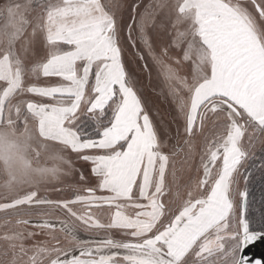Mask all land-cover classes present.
I'll use <instances>...</instances> for the list:
<instances>
[{"label":"snow or ice","instance_id":"snow-or-ice-1","mask_svg":"<svg viewBox=\"0 0 264 264\" xmlns=\"http://www.w3.org/2000/svg\"><path fill=\"white\" fill-rule=\"evenodd\" d=\"M257 242L264 0H0V264H253Z\"/></svg>","mask_w":264,"mask_h":264},{"label":"water","instance_id":"water-1","mask_svg":"<svg viewBox=\"0 0 264 264\" xmlns=\"http://www.w3.org/2000/svg\"><path fill=\"white\" fill-rule=\"evenodd\" d=\"M247 257L253 264L256 260H260L261 264H264V243L257 242L256 246L247 252Z\"/></svg>","mask_w":264,"mask_h":264},{"label":"trees","instance_id":"trees-1","mask_svg":"<svg viewBox=\"0 0 264 264\" xmlns=\"http://www.w3.org/2000/svg\"><path fill=\"white\" fill-rule=\"evenodd\" d=\"M254 188H255L256 198L259 199L260 198V195H261V192H260L261 184H260L258 178H257V181L255 182Z\"/></svg>","mask_w":264,"mask_h":264},{"label":"rangeland","instance_id":"rangeland-1","mask_svg":"<svg viewBox=\"0 0 264 264\" xmlns=\"http://www.w3.org/2000/svg\"><path fill=\"white\" fill-rule=\"evenodd\" d=\"M144 83H145V86H146V91H149V89H147V80L146 79H145ZM82 235H86V234L82 233Z\"/></svg>","mask_w":264,"mask_h":264}]
</instances>
